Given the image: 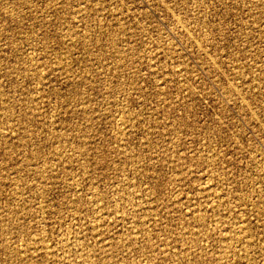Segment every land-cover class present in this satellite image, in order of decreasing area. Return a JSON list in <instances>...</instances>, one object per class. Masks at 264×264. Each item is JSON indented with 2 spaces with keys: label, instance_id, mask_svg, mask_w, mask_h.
<instances>
[{
  "label": "rangeland",
  "instance_id": "374dc122",
  "mask_svg": "<svg viewBox=\"0 0 264 264\" xmlns=\"http://www.w3.org/2000/svg\"><path fill=\"white\" fill-rule=\"evenodd\" d=\"M0 264H264V0H0Z\"/></svg>",
  "mask_w": 264,
  "mask_h": 264
},
{
  "label": "bare ground",
  "instance_id": "6f19581e",
  "mask_svg": "<svg viewBox=\"0 0 264 264\" xmlns=\"http://www.w3.org/2000/svg\"><path fill=\"white\" fill-rule=\"evenodd\" d=\"M67 241V240H66ZM87 256V255H86ZM84 257V256H83ZM85 259V258H84Z\"/></svg>",
  "mask_w": 264,
  "mask_h": 264
}]
</instances>
